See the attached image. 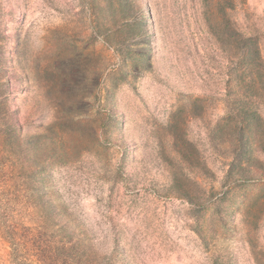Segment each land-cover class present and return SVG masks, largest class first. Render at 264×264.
Segmentation results:
<instances>
[{"label":"rangeland","instance_id":"rangeland-1","mask_svg":"<svg viewBox=\"0 0 264 264\" xmlns=\"http://www.w3.org/2000/svg\"><path fill=\"white\" fill-rule=\"evenodd\" d=\"M236 19L264 51V0H0V264H264V93L238 96Z\"/></svg>","mask_w":264,"mask_h":264},{"label":"trees","instance_id":"trees-1","mask_svg":"<svg viewBox=\"0 0 264 264\" xmlns=\"http://www.w3.org/2000/svg\"><path fill=\"white\" fill-rule=\"evenodd\" d=\"M230 8L235 9L234 7H230ZM228 23L229 22L225 23V31H224V34L227 38L231 37L229 33ZM232 27H233L232 36L234 39L233 42H234L235 58H236L235 68H234V72H235L234 80H235V85L238 87L239 90L238 96H241L243 94L242 89H245L246 91L256 89L264 93V51L262 49V43H261L262 28L256 21L252 19L249 21L246 19L244 21H240V19H236ZM1 78L2 77L0 75V143L2 141L3 147L1 150L3 151V153H7L10 151V149H7V146H5L4 141H6L8 137H11L10 143L12 141H14V143H18L19 138L15 126L12 123L10 111L6 103L7 96H5V94L9 91V87L5 83L6 80H3ZM253 96L255 99L257 98L256 102L262 103L260 99V95L259 97L258 94H255ZM255 112H257V109H254V113ZM242 118L245 117L242 116ZM241 129L243 131V125ZM3 139L5 140L3 141ZM9 166L11 167V164ZM9 166L5 165L4 163H0V179L1 177L7 174L8 170H10ZM19 170L21 175L22 174L21 167H19ZM8 173L11 174V177L14 176V173H12L11 170L8 171ZM0 188H1V184H0ZM38 190L39 192H41L40 189ZM0 221H1V228L3 229V233L7 235L10 243L11 244L13 243L12 249L13 251L16 252L19 246V243H15V241L18 238V224L12 222V219L9 215H4V214L1 215ZM39 232L40 231H38L35 234H38ZM40 234L42 235V232L39 233V238H41Z\"/></svg>","mask_w":264,"mask_h":264}]
</instances>
